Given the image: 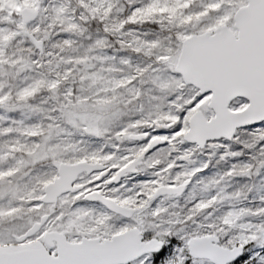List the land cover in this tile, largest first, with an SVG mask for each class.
I'll return each mask as SVG.
<instances>
[{"label":"rangeland","instance_id":"obj_1","mask_svg":"<svg viewBox=\"0 0 264 264\" xmlns=\"http://www.w3.org/2000/svg\"><path fill=\"white\" fill-rule=\"evenodd\" d=\"M122 1L127 8L125 14L121 12L120 0L43 2L37 20L22 30L27 29L44 43L41 57L25 40L22 28L16 29L21 8L33 4L28 5L29 0H5L7 6L0 8V14L2 9L8 13L0 16V26L9 24L7 30L11 34L6 39L7 59L0 63L2 245L12 240L11 233L22 229L25 207L37 184L52 177L54 163L65 161L68 156L75 158L92 139L102 137L103 142L117 147L119 155L112 163L117 167L138 148L135 142L127 140L129 134L149 126L156 131L164 127L169 141L180 142L191 114L201 111L207 119L212 117L206 107L208 95L200 96L190 90L173 67L184 39L225 22L231 28L234 11L245 0ZM156 1L167 5L171 18L144 10ZM189 12L193 18L189 25L179 24L178 18ZM10 13L16 18L9 20ZM4 31L0 28V37ZM6 64L11 83H7ZM246 105V101L239 99L230 105V110L240 111ZM179 149L190 152L186 147ZM201 156V171L205 164L213 163L220 176L214 171L208 185L194 186L181 200L157 204L146 216V220L153 216L155 222H143L147 236L174 239L177 245H173V251L177 261H181L186 250L180 239L195 235L199 224L198 213L187 203L196 189L206 197L213 189L218 191L212 197L213 204L222 202L220 205L227 204L226 209L232 208L233 212L234 205L241 206L235 221L213 224L210 234L219 238L222 247L252 244L255 240L247 251V259L264 263V253L259 251L264 247V124L240 131L231 142L208 144ZM164 158L165 149L147 158L137 174H144ZM191 158L189 164L193 163ZM34 162L40 171L31 169ZM172 166L151 172L154 180L148 182L155 185L160 174L167 176V184L177 182L182 175L175 166L171 174ZM250 171L256 181L249 177ZM137 177L124 180L122 185L133 186ZM241 191H249L250 200L240 199ZM201 220L206 223L204 218ZM178 222L182 223L176 227ZM74 227L77 224L69 222L63 230L73 236ZM253 227H258L256 235L236 232Z\"/></svg>","mask_w":264,"mask_h":264},{"label":"water","instance_id":"obj_2","mask_svg":"<svg viewBox=\"0 0 264 264\" xmlns=\"http://www.w3.org/2000/svg\"><path fill=\"white\" fill-rule=\"evenodd\" d=\"M42 1L44 0H37L35 9H22L21 21L24 26L37 18ZM233 28L236 33L227 26H219L213 32L185 40L175 67V71L182 75L185 83L196 86L201 93H212L208 107L214 111L215 117L206 122L201 113L194 114L189 121V130L184 135L185 141L195 143L199 148H203L208 141L222 138L231 140L237 129L264 121V0H247V4L234 14ZM26 34L34 47L42 53V42L30 33ZM236 98H245L249 104L241 112H229L228 106ZM131 138L140 139L141 136ZM160 143L163 141H153L138 161ZM95 168L100 167L87 164L61 165L59 178L46 187L43 201L55 200L78 174L83 171L90 173ZM132 171V166L126 168L114 182H117L123 173ZM184 188L185 186L177 189L161 188L156 196L180 195ZM97 198L98 196H94L91 199ZM106 205L125 216L132 213L130 210L114 206L111 202H106ZM44 220L43 218L40 224L35 225L26 236L37 231ZM24 238L25 236L17 241ZM212 242L216 243L217 240H191V255L207 258L214 264H228L243 254L242 247L230 250L217 247ZM160 247L161 244L154 240L147 244L141 243L140 233L133 230L115 236L103 244L92 241L76 246L59 242L57 257L48 256L38 246H0V264H126L145 253L158 251Z\"/></svg>","mask_w":264,"mask_h":264},{"label":"flooded vegetation","instance_id":"obj_3","mask_svg":"<svg viewBox=\"0 0 264 264\" xmlns=\"http://www.w3.org/2000/svg\"><path fill=\"white\" fill-rule=\"evenodd\" d=\"M150 141V138H148L147 140H145V147L139 151L134 158L128 160L124 165L119 166V168L116 169V171H114L111 167H107L105 166V168L107 167V169H105V171L91 176L89 179L93 180L94 183L91 184H86L83 182L84 179H87L86 176H79L76 184H74V187H81V189L78 192H73V193H67L62 195L59 198L60 203L70 206L71 208L75 207V206H85L88 205V202H86L85 200V196L90 193V192H98L100 193L103 197L108 198L113 200L114 202H116L117 204L124 206V207H128V208H134L135 210H137V213L130 219L128 220H124L126 221L125 223H130L133 222V226L136 224V221L138 220L139 217L142 216V214L144 213V211L146 210L145 206H141V205H137V203L135 204V202L131 201V195H130V191L127 190L125 187L122 188L121 186L117 185L114 186L110 183L111 179L125 166L134 163L135 159L137 158L138 154H140L148 145ZM142 164V163H141ZM141 164H136V171L137 169L140 168ZM106 172V175H103V173ZM136 173V172H135ZM129 177V175H126L123 177V179ZM176 186V185H175ZM157 187L152 186L150 188V193H149V197L151 198V201H156V200H152V196L154 194V192L156 191ZM150 203V201H149ZM146 207L149 208L148 203L146 204ZM101 208L108 213V215L110 216H115L109 212H107L102 206ZM108 223V221H107ZM131 226V225H130ZM136 226V225H135ZM29 227H27L21 234L25 233L28 230ZM126 228V227H125ZM50 230H47L45 228V226L40 230V232L38 234H36L33 238L32 241H41L43 239L44 234H46V232H48ZM54 231V230H51ZM65 235V234H64ZM108 235L106 237L101 238V240L112 236ZM67 240L69 242H79L80 239L78 240V238L76 236H66ZM47 248V247H46ZM48 252L51 255H55L57 253V249L55 246H53L52 248H47Z\"/></svg>","mask_w":264,"mask_h":264},{"label":"trees","instance_id":"obj_4","mask_svg":"<svg viewBox=\"0 0 264 264\" xmlns=\"http://www.w3.org/2000/svg\"><path fill=\"white\" fill-rule=\"evenodd\" d=\"M5 0H0V8H5L7 5L4 3ZM104 4V2H101ZM142 6V5H141ZM120 7L122 9V13L125 14L127 12V8H126V4L120 0ZM144 10L147 12V13H152V14H155V16H158V17H161V18H166V19H169L171 18L170 16H172L169 12V8L167 7V5H162L161 3H158L157 1L156 2H152L148 7L145 6L144 7ZM6 14L8 13H5V9H2V13L0 14V16H5ZM15 15L14 14H9V20L10 18H14ZM17 17H18V14H17ZM16 18V17H15ZM19 18V17H18ZM174 18V17H172ZM179 20V24L181 23L182 25H189V22H191L193 20L192 18V14L191 12H189L188 14H186L184 17L182 18H178ZM17 21V19H16ZM1 29L2 30H5L4 33H2V37L0 38V61H5L7 58V54L6 56L4 57L3 54H4V49L2 48V45L5 43V40L6 39H9L11 37V34L8 32L7 28L9 29L10 28V25L9 24H1ZM21 28L20 25L17 24V27L16 29ZM8 32V33H7ZM6 34H8V36H6ZM26 40V39H25ZM6 75V74H5ZM222 216H226V212L223 211V213L221 214ZM221 215L219 216V218H221ZM152 264H157L156 262L152 263ZM238 264H241V263H238ZM245 264H257L255 261H250V262H247Z\"/></svg>","mask_w":264,"mask_h":264}]
</instances>
